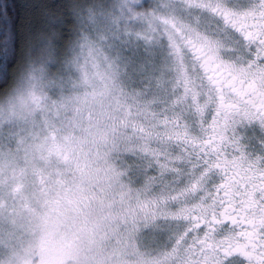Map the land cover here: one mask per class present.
<instances>
[{
	"label": "rangeland",
	"instance_id": "obj_1",
	"mask_svg": "<svg viewBox=\"0 0 264 264\" xmlns=\"http://www.w3.org/2000/svg\"><path fill=\"white\" fill-rule=\"evenodd\" d=\"M103 3L51 54L35 34L0 96V264H264L246 222L264 204V120L228 95L260 84V100L264 75L236 77L260 64L225 38L264 0Z\"/></svg>",
	"mask_w": 264,
	"mask_h": 264
},
{
	"label": "trees",
	"instance_id": "obj_2",
	"mask_svg": "<svg viewBox=\"0 0 264 264\" xmlns=\"http://www.w3.org/2000/svg\"><path fill=\"white\" fill-rule=\"evenodd\" d=\"M104 1L0 0V96L10 90L20 66L28 57L31 49L30 44L35 34L39 32V37L41 36V38H45V36H42L43 33L48 32L47 34H50V36L46 37H50L49 54H51L56 44L64 43L63 38L59 37L60 35L54 31L61 29L63 33H66L71 25L77 26L75 21L88 17L89 12L95 8L97 9L100 4H104ZM107 1L111 3V0ZM144 3L146 4V1ZM89 18L95 20L94 16ZM50 24L52 29L49 30ZM51 30L52 33L50 32ZM137 46L139 48L142 45ZM125 57L126 59L122 58V60L126 65V71L127 66H132L137 73L127 72V77L131 84L136 88H147L150 86L154 74L147 72V70L145 72L141 70L138 67V59L136 58L132 61V55H125ZM257 140V137L252 136L248 140V146L256 150L259 149ZM260 236L264 238V230L261 231Z\"/></svg>",
	"mask_w": 264,
	"mask_h": 264
},
{
	"label": "flooded vegetation",
	"instance_id": "obj_3",
	"mask_svg": "<svg viewBox=\"0 0 264 264\" xmlns=\"http://www.w3.org/2000/svg\"><path fill=\"white\" fill-rule=\"evenodd\" d=\"M247 10V9H246ZM241 13V21H231L230 22V32L231 38L225 37L229 43L230 49L233 52V59L236 61L247 62L254 61L257 65V69H242L241 73H235V76H241L238 78H245L251 76L260 77L264 75V69L262 63H264V8L261 9L256 15L248 11ZM223 38V39H225ZM254 70V71H253ZM243 76V77H242ZM230 85L234 84V79L230 80ZM255 84V83H254ZM233 87V85L231 86ZM234 91H229L228 95L232 93L238 97L240 103H233L234 108H237V105H246L251 108V110L260 118L264 120V108L261 105V99L259 100V91L261 85L255 84L254 86H242L237 89L233 87ZM232 96H230L231 98ZM232 100V99H231ZM235 101V100H234ZM255 102V106H253Z\"/></svg>",
	"mask_w": 264,
	"mask_h": 264
},
{
	"label": "snow or ice",
	"instance_id": "obj_4",
	"mask_svg": "<svg viewBox=\"0 0 264 264\" xmlns=\"http://www.w3.org/2000/svg\"><path fill=\"white\" fill-rule=\"evenodd\" d=\"M261 105L264 106V93H261ZM260 191L262 193L261 199L264 200V182L261 183ZM243 195L247 196L248 202L250 204H256L257 202L253 199V194L251 192H245ZM247 224L251 227L252 231L248 233L249 236L255 234H260L261 230H264V204H259L258 207L252 208L250 215L247 217ZM243 235V233H241ZM251 257V253H247ZM264 257V253H261Z\"/></svg>",
	"mask_w": 264,
	"mask_h": 264
}]
</instances>
